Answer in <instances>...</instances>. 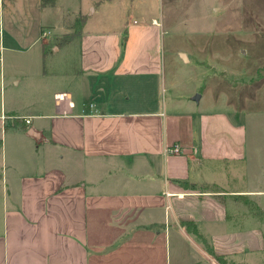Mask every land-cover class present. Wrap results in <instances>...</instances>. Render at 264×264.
I'll return each instance as SVG.
<instances>
[{
  "label": "crops",
  "instance_id": "1",
  "mask_svg": "<svg viewBox=\"0 0 264 264\" xmlns=\"http://www.w3.org/2000/svg\"><path fill=\"white\" fill-rule=\"evenodd\" d=\"M166 2L0 0V264H264L245 121L160 95Z\"/></svg>",
  "mask_w": 264,
  "mask_h": 264
},
{
  "label": "rangeland",
  "instance_id": "2",
  "mask_svg": "<svg viewBox=\"0 0 264 264\" xmlns=\"http://www.w3.org/2000/svg\"><path fill=\"white\" fill-rule=\"evenodd\" d=\"M165 6L169 88L160 95L175 110L229 111L244 120L249 174L242 184L264 189V0H178L176 6ZM79 20L66 25L68 35L43 36L44 48L51 50L77 34ZM179 51L189 55V62ZM198 94L201 101L194 98ZM18 100L19 86H10L7 103ZM232 200L264 224V196Z\"/></svg>",
  "mask_w": 264,
  "mask_h": 264
},
{
  "label": "built area",
  "instance_id": "3",
  "mask_svg": "<svg viewBox=\"0 0 264 264\" xmlns=\"http://www.w3.org/2000/svg\"><path fill=\"white\" fill-rule=\"evenodd\" d=\"M52 32L49 30V29H45L43 31V36H47V35H51ZM55 100H56V104L58 106V108H60L61 110H63L62 114H68V110L67 108L65 109V106L68 105L69 107H74V102L71 98V95L67 92H59V93H56L55 95ZM3 118L4 119H7L8 117L6 115H3ZM25 122L27 124H30L31 123V119L30 118H26L25 119ZM172 151L174 152H179L180 149L178 146H175Z\"/></svg>",
  "mask_w": 264,
  "mask_h": 264
},
{
  "label": "trees",
  "instance_id": "4",
  "mask_svg": "<svg viewBox=\"0 0 264 264\" xmlns=\"http://www.w3.org/2000/svg\"><path fill=\"white\" fill-rule=\"evenodd\" d=\"M43 1L46 2V0H43ZM83 21H84V19H80V20H79L80 28L78 29V33H77V34H74V35H78L79 32L81 31L80 29H81V26H82V24H83ZM67 35H68V34H67ZM74 35H71V37H67V39H62V42H63V43L69 42L71 39L74 38Z\"/></svg>",
  "mask_w": 264,
  "mask_h": 264
},
{
  "label": "water",
  "instance_id": "5",
  "mask_svg": "<svg viewBox=\"0 0 264 264\" xmlns=\"http://www.w3.org/2000/svg\"><path fill=\"white\" fill-rule=\"evenodd\" d=\"M199 98H200V95L199 94L195 96V99L196 100H199Z\"/></svg>",
  "mask_w": 264,
  "mask_h": 264
}]
</instances>
